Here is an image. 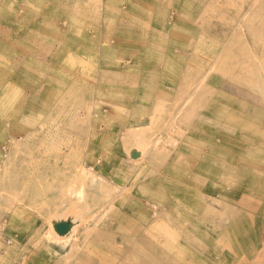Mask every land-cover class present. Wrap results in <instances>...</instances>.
<instances>
[{
  "label": "rangeland",
  "instance_id": "374dc122",
  "mask_svg": "<svg viewBox=\"0 0 264 264\" xmlns=\"http://www.w3.org/2000/svg\"><path fill=\"white\" fill-rule=\"evenodd\" d=\"M0 264H264V0H0Z\"/></svg>",
  "mask_w": 264,
  "mask_h": 264
},
{
  "label": "bare ground",
  "instance_id": "6f19581e",
  "mask_svg": "<svg viewBox=\"0 0 264 264\" xmlns=\"http://www.w3.org/2000/svg\"><path fill=\"white\" fill-rule=\"evenodd\" d=\"M134 7V6H133ZM116 11H117V9H116ZM115 11V12H116ZM112 14V13H111ZM119 15V14H118ZM81 29V28H80ZM58 38H59V40H61L62 38L60 37V36H58ZM77 41V40H76ZM78 42V41H77ZM84 42V41H83ZM87 42V41H86ZM89 42V41H88ZM82 44V46H81V48H84V45H83V43H81ZM80 44V45H81ZM80 45H78L79 47H80ZM87 45V44H86ZM82 50V49H81ZM89 51H91V50H89ZM84 53V52H83ZM79 54H81L79 51L78 52H76V55L77 56H79ZM20 73V72H19ZM21 74V73H20ZM22 75H24V74H22ZM41 77H42V74H41ZM42 78H44V75H43V77ZM51 79H53V78H51ZM97 85V84H96ZM99 88H100V86L99 85H97ZM105 87H108L107 85H105ZM185 102V101H184ZM184 104V103H183ZM180 110V109H179ZM175 112V111H174ZM198 128H200L199 126H198ZM201 129V128H200ZM216 136V135H215ZM192 156H193V154H191ZM136 160V159H135ZM194 161H195V164L198 166V168H197V170L199 169V166H200V168H202L203 167V164H201L200 165V162L198 161V160H196V159H194ZM205 165V164H204ZM210 177H213V179L215 178V176L216 177H219V174H210L209 175ZM209 188H213V189H215L216 190V188H215V185L214 184H212L211 185V187H209ZM222 190V189H221ZM183 203V204H182ZM182 203H179V206H181V207H183L184 209L185 208H187L188 209V206L190 207L191 205L189 204L190 203V199H189V197H184V199H183V202ZM169 204H172V202L171 203H169ZM182 204V205H181ZM170 208H171V205H168V209L170 210ZM199 208V207H198ZM130 209H132V210H138V206L136 205V204H131L130 205ZM204 213H203V210L202 209H200L199 208V210L195 213V215H193V218H192V221H197V219H198V221H199V218H198V216H202ZM141 217H143V218H146V219H149V214H143V215H140ZM112 218H115V219H119L120 220V222L121 223H126V227H124V229H126V230H130V231H132V230H136L135 229V226H133V225H129V221L126 219V217H125V215H123V214H118V215H115V216H112ZM175 221H177V222H179V223H181V224H186L185 222V220H184V218H183V216H177L176 217V220ZM163 230V229H162ZM162 232H165V231H162ZM169 233V232H168ZM169 235H170V233H169ZM151 240H152V238H150ZM152 242L154 243V240H152ZM155 247V246H154ZM157 248V247H156ZM162 249L163 250H166V251H170V249H172V246L171 245H165V246H162ZM256 260H257V258H256ZM151 263H153V262H151ZM182 263H184L183 262V260H182Z\"/></svg>",
  "mask_w": 264,
  "mask_h": 264
},
{
  "label": "water",
  "instance_id": "95a60500",
  "mask_svg": "<svg viewBox=\"0 0 264 264\" xmlns=\"http://www.w3.org/2000/svg\"><path fill=\"white\" fill-rule=\"evenodd\" d=\"M132 158L133 159H136L137 158V155L136 154L133 155ZM55 229H56V232L59 235H65L68 232V230H69V226L67 224H63V225H59V226L56 225Z\"/></svg>",
  "mask_w": 264,
  "mask_h": 264
}]
</instances>
